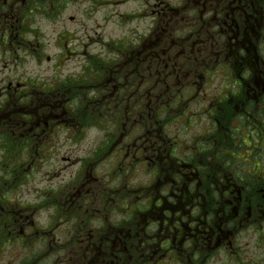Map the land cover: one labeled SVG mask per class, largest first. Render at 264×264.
I'll return each mask as SVG.
<instances>
[{
	"label": "flooded vegetation",
	"instance_id": "obj_1",
	"mask_svg": "<svg viewBox=\"0 0 264 264\" xmlns=\"http://www.w3.org/2000/svg\"><path fill=\"white\" fill-rule=\"evenodd\" d=\"M131 1L0 0V264H264V0Z\"/></svg>",
	"mask_w": 264,
	"mask_h": 264
},
{
	"label": "rangeland",
	"instance_id": "obj_2",
	"mask_svg": "<svg viewBox=\"0 0 264 264\" xmlns=\"http://www.w3.org/2000/svg\"><path fill=\"white\" fill-rule=\"evenodd\" d=\"M16 1H17L16 9L21 10L24 7V5H17L18 1L20 0H16ZM65 1L69 2L70 7L66 9L63 7L61 11H57L54 19L50 20L47 17L40 14V12H37L36 14H34L35 18L33 22L27 20L28 22L31 23L28 26L30 30L37 29L39 30V32L44 31L46 37L44 39L40 38V40L43 42V48L41 52L45 53L46 55H50V56L54 55L55 57L61 54V49L55 45L54 39H56L59 35H61L62 32L65 30H70L72 33H76L78 30L75 29V23H78V21H81V19H83L82 16L86 9H88V16L85 17L86 20L82 22L83 28L80 29V31L83 33V36L81 35L82 39L87 38L86 34L87 35L93 34L96 31L105 34V37H107L108 35H118V36L123 35L121 32L122 28L119 25L122 24L121 22H117V25L113 24L111 26L108 24V22H106L105 25L103 24L102 18L105 16L107 11H109L110 13L114 12L115 7L113 5L110 4L99 5L97 8L99 9V11L96 12V5L98 3V0H65ZM118 1H122V0H118ZM142 2H144V0L131 1V4L128 5L127 8H123V9H128V8L131 9L133 6V11L134 9L135 11H139L142 8V6H139V4H141ZM45 6L46 5H41V7H45ZM41 11H45V10H41ZM116 13L117 11L114 12V14ZM71 15L76 16L77 22L73 23L69 21L68 18ZM18 18H20V16ZM99 24H102L103 27H99ZM134 26L138 32L145 30V28H147L148 26L147 19L143 21L141 20L140 22L136 21L134 23ZM16 27L17 26H15V28ZM29 37L30 39H34L33 35H30ZM20 54L22 55V57L17 59V61H26V62L37 61V59H35L32 54H27V53L25 54L20 53Z\"/></svg>",
	"mask_w": 264,
	"mask_h": 264
}]
</instances>
